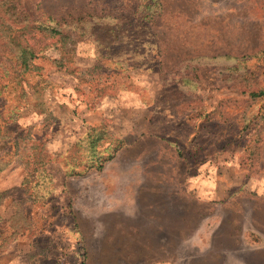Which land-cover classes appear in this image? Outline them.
<instances>
[{"label":"rangeland","instance_id":"obj_1","mask_svg":"<svg viewBox=\"0 0 264 264\" xmlns=\"http://www.w3.org/2000/svg\"><path fill=\"white\" fill-rule=\"evenodd\" d=\"M20 4L73 41L65 55L47 39L24 99L0 95L21 112L0 141V264H264V97L251 96L264 91V0ZM97 27L119 36L100 46ZM94 129L100 155L123 147L88 174L140 176L135 204L87 206L90 175L64 177ZM36 140L60 188L34 204L23 162Z\"/></svg>","mask_w":264,"mask_h":264},{"label":"trees","instance_id":"obj_2","mask_svg":"<svg viewBox=\"0 0 264 264\" xmlns=\"http://www.w3.org/2000/svg\"><path fill=\"white\" fill-rule=\"evenodd\" d=\"M153 4L151 3L146 7L150 9ZM2 12L9 14V22L11 24L5 26L4 22H0V27L4 28H0V95L1 93H7V96H11L15 101L14 103H16L24 99V96L27 95L23 84L24 76L33 69H36L33 61L47 47V39L58 37V43L62 44L63 52L65 55H68L73 36L65 33L61 21L55 23L53 19L45 21L32 19L30 13L21 6L20 0L7 2L4 4ZM88 17L92 18L93 15H89ZM1 20L2 17L0 16ZM146 21L145 28H148L147 24L151 22L150 20ZM134 22H131L130 25H133ZM110 32L115 36H119L117 33L118 29L114 31L111 28L96 29L92 35H96V40L100 46H108V42H114L109 36ZM251 96L264 97V91L251 93ZM6 102L7 104L3 105L0 102V141H6L8 138L11 139L10 133H17V131L12 130V126L19 117V113H21L17 105L10 113L7 112L9 109L8 100ZM105 134L101 129H94L88 133L85 141L87 144L86 156L76 158L74 161L66 164L65 174L67 176L82 174L89 169L101 171L104 164L111 160L116 152L123 147L121 144L120 147L115 149V154H112L108 158L100 155L98 149ZM22 140L23 138L20 135L12 139L18 147H20ZM36 141V144L31 145V153L27 152L28 156L23 162L25 169L28 170L24 178V184H33L34 192L30 195V199L34 204L46 202L50 196L57 193L55 177L47 170L48 164L54 161L50 157L52 154L46 149V143H43L41 140ZM16 150L17 155L19 154V149ZM23 152L26 153V150L23 149ZM2 170L3 167H0V172ZM1 195L0 201L2 200ZM2 217L0 212V222L3 219Z\"/></svg>","mask_w":264,"mask_h":264},{"label":"crops","instance_id":"obj_3","mask_svg":"<svg viewBox=\"0 0 264 264\" xmlns=\"http://www.w3.org/2000/svg\"><path fill=\"white\" fill-rule=\"evenodd\" d=\"M90 171L91 169L85 173L75 174L68 177L78 178L80 181L81 179H79V177L90 175L88 174ZM64 177H67L65 173ZM134 177L135 176L133 175L128 176L126 174L118 173H97L90 175L89 179L85 180V182L81 184L82 186L79 187V189L84 187V191L86 192V195L83 198L85 201L84 204L90 206L92 203H94L99 207H103L104 205H118L126 207L135 204L137 202L136 198H138V192L141 189L142 179L140 176H137V178ZM58 181L59 180L55 177V188L57 193L58 189L60 188ZM71 191L72 190L68 188V204L73 208H76V206L78 208L79 201L82 199V197L80 195L77 196L72 194ZM140 202L143 203V198Z\"/></svg>","mask_w":264,"mask_h":264}]
</instances>
